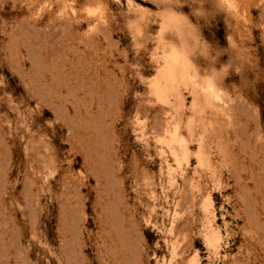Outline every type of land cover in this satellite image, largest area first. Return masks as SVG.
Returning <instances> with one entry per match:
<instances>
[{
  "label": "rangeland",
  "instance_id": "374dc122",
  "mask_svg": "<svg viewBox=\"0 0 264 264\" xmlns=\"http://www.w3.org/2000/svg\"><path fill=\"white\" fill-rule=\"evenodd\" d=\"M0 187V264H264V0H0Z\"/></svg>",
  "mask_w": 264,
  "mask_h": 264
},
{
  "label": "bare ground",
  "instance_id": "6f19581e",
  "mask_svg": "<svg viewBox=\"0 0 264 264\" xmlns=\"http://www.w3.org/2000/svg\"><path fill=\"white\" fill-rule=\"evenodd\" d=\"M170 46H172V45H170ZM197 78H198V72L195 69V67L193 66V63H192V61L190 59V56L188 55V50L186 49V47H181V48L171 47L170 50L168 52H166L165 55H164V65L159 70V72L157 73L156 77L153 80V89H154L155 93L157 95H159L160 97H166V94H171L174 97L173 108H174V110L176 112V115L178 116V119L175 120L176 123L173 126L172 132L169 134V141H170V143H172L171 145H173L172 146L173 147V149H172L173 153L177 157L185 158L187 156V154L189 153L188 150L191 147L190 146V143L195 140V142L196 141L198 142V150H197L196 155H195L196 158H197L198 164L200 166H205L206 165L208 167V166L212 165L211 164V161L212 160L210 158L211 156L209 155V152L206 149V146H205V142L203 140V137L202 136H199L197 139L195 138L196 137V126H197L195 117H191L187 121V123L185 124L186 125V131H187L186 135L181 132L182 131L181 130V127L183 125V117H182V114L183 113L181 112V110H182V107L185 104H184V100L182 98V94H181V91H180V86H181V84L186 83V82L196 81ZM207 83H206V86H207ZM212 83H213V81H212ZM210 87H212V85H210ZM154 91H152V92H154ZM200 100H201V98H200ZM198 101H199V99H198ZM192 115H194V113ZM198 122H199V120H198ZM165 139H167V138H165ZM168 146H170V144ZM212 235H211L212 236L211 237V240L212 241L213 240H217V235L215 236L213 233H212ZM136 254H137V252H136ZM134 262H136V261H134Z\"/></svg>",
  "mask_w": 264,
  "mask_h": 264
}]
</instances>
